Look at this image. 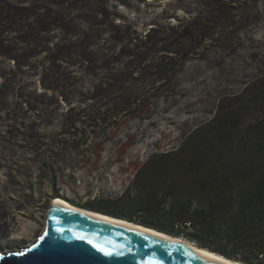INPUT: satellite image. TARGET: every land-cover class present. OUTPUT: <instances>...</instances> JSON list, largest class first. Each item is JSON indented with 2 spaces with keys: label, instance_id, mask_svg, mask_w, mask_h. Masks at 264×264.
<instances>
[{
  "label": "rangeland",
  "instance_id": "374dc122",
  "mask_svg": "<svg viewBox=\"0 0 264 264\" xmlns=\"http://www.w3.org/2000/svg\"><path fill=\"white\" fill-rule=\"evenodd\" d=\"M263 128L264 0H0V253L55 198L115 210L161 155L264 154Z\"/></svg>",
  "mask_w": 264,
  "mask_h": 264
},
{
  "label": "trees",
  "instance_id": "16d2710c",
  "mask_svg": "<svg viewBox=\"0 0 264 264\" xmlns=\"http://www.w3.org/2000/svg\"><path fill=\"white\" fill-rule=\"evenodd\" d=\"M224 115L225 122L216 127L220 133L231 130L227 120L231 115ZM256 141L257 148L264 147L260 145L264 128ZM252 156H260L259 163ZM160 157L137 174L115 202V210H89L187 238L230 260L264 264V154L251 152L221 164L215 159L211 164L209 158L195 160L193 153L188 156L181 151ZM242 163L245 167L240 171ZM177 172L184 173L190 183L179 182ZM238 173L246 178L237 182Z\"/></svg>",
  "mask_w": 264,
  "mask_h": 264
},
{
  "label": "water",
  "instance_id": "95a60500",
  "mask_svg": "<svg viewBox=\"0 0 264 264\" xmlns=\"http://www.w3.org/2000/svg\"><path fill=\"white\" fill-rule=\"evenodd\" d=\"M0 264L220 263L190 248L142 235L119 223L52 204L39 239L21 250L0 253Z\"/></svg>",
  "mask_w": 264,
  "mask_h": 264
},
{
  "label": "bare ground",
  "instance_id": "6f19581e",
  "mask_svg": "<svg viewBox=\"0 0 264 264\" xmlns=\"http://www.w3.org/2000/svg\"><path fill=\"white\" fill-rule=\"evenodd\" d=\"M52 204L55 206H58V207L68 209L70 211L79 212V213H86V214L91 215L97 219H100L102 221H106L109 223H119L121 225H124V226H127V227L133 229L134 231H136L138 233H141L142 235L154 237V238L164 240V241H169L171 243L190 248L191 250L197 252L198 254H200V255L208 258V259H211L213 261H216L217 263H220V264H243V263L225 258V257H223L217 253H214L208 249L201 248V247L197 246L195 243L188 241V240H185L183 238L175 237V236L169 235L167 233L158 231L156 229L149 228V227H146V226H143L140 224H136V223L127 221V220L122 219V218H116V217L109 216V215H106V214H103L100 212H96V211L89 210L86 208L78 207V206H75V205L69 203L68 201H66L62 198H55Z\"/></svg>",
  "mask_w": 264,
  "mask_h": 264
}]
</instances>
